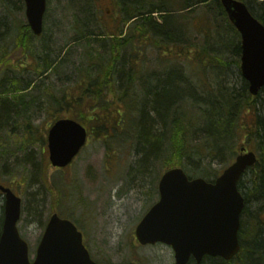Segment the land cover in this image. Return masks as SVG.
<instances>
[{
  "label": "trees",
  "instance_id": "trees-1",
  "mask_svg": "<svg viewBox=\"0 0 264 264\" xmlns=\"http://www.w3.org/2000/svg\"><path fill=\"white\" fill-rule=\"evenodd\" d=\"M240 1L264 25V0ZM67 3L73 36L48 50L18 21L22 1L0 0L3 129L21 120L32 135L34 111H68L107 154L130 148V170L143 178L152 167L160 174L179 167L212 182L240 147L255 152L257 163L237 184L245 203L241 250L229 262L201 264H264V89L252 97L240 73L230 74L231 61L239 69L240 40L219 0H114L106 26L92 0ZM41 182L54 210L60 191L45 175ZM43 203L34 200L30 216L39 217Z\"/></svg>",
  "mask_w": 264,
  "mask_h": 264
},
{
  "label": "water",
  "instance_id": "water-1",
  "mask_svg": "<svg viewBox=\"0 0 264 264\" xmlns=\"http://www.w3.org/2000/svg\"><path fill=\"white\" fill-rule=\"evenodd\" d=\"M27 23L36 36L42 33L46 0H23ZM229 21L241 37V74L248 90L257 95L264 87V26L235 0H220ZM85 128L70 119L51 126L47 134L49 161L65 167L85 144ZM244 150L242 149L241 152ZM252 152L240 154L213 182L189 180L182 169L166 171L158 183L159 201L135 229L142 246L165 244L174 253V264H200L205 256L231 260L240 250L238 230L244 200L237 183L253 166ZM4 196L0 233V264H104L94 262L83 245L82 234L68 220L52 215L44 229L33 261L28 246L18 233L21 200L0 186ZM135 264V263H125Z\"/></svg>",
  "mask_w": 264,
  "mask_h": 264
},
{
  "label": "rangeland",
  "instance_id": "rangeland-1",
  "mask_svg": "<svg viewBox=\"0 0 264 264\" xmlns=\"http://www.w3.org/2000/svg\"><path fill=\"white\" fill-rule=\"evenodd\" d=\"M94 4L97 22L106 26L112 19L109 10L112 9L113 0H94ZM17 18L19 22H24V11L19 12ZM72 19L73 11L67 0H49L45 35L38 43L48 47L50 42V47L61 48L73 36ZM231 60L229 56L228 61ZM230 66V74L238 75L233 61ZM51 115L40 110L30 115L37 128L32 135H28L20 126L21 120L11 122L3 129L0 117V184H10L22 199L23 214L18 229L29 247V257L34 258L43 225L53 209L47 189L41 182L45 175L48 181L53 179L56 187L67 191L66 195L71 194L60 200L55 209L61 211L58 212L60 217L68 218L64 215L69 213L72 220L78 221L93 260L104 259L111 264H174L170 247L161 244L140 247L134 238L135 226L158 200L161 167H152L148 170L149 176L143 178L135 168L130 170V166L136 162L130 148L118 150L112 147L107 154L102 140L92 135L69 167L54 172L48 164L47 128L54 116L70 115L63 110ZM5 133L9 134V139L4 137ZM10 149L13 150L12 155ZM13 175L16 178L10 182ZM40 198L44 201L43 209L39 217L33 218L30 216L31 204ZM2 204L0 197V207Z\"/></svg>",
  "mask_w": 264,
  "mask_h": 264
},
{
  "label": "bare ground",
  "instance_id": "bare-ground-1",
  "mask_svg": "<svg viewBox=\"0 0 264 264\" xmlns=\"http://www.w3.org/2000/svg\"><path fill=\"white\" fill-rule=\"evenodd\" d=\"M260 92H261V91H260ZM260 92H258V94H257V95H255V96H252V97H257V96L259 95V93H260Z\"/></svg>",
  "mask_w": 264,
  "mask_h": 264
}]
</instances>
